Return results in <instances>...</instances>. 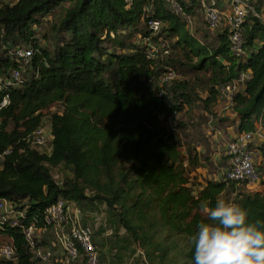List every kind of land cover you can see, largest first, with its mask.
<instances>
[{
	"label": "trees",
	"instance_id": "obj_1",
	"mask_svg": "<svg viewBox=\"0 0 264 264\" xmlns=\"http://www.w3.org/2000/svg\"><path fill=\"white\" fill-rule=\"evenodd\" d=\"M222 1L206 0L219 10ZM245 1L264 17V0ZM187 3L180 0L190 17L200 2ZM252 11L243 23L247 54L238 58L226 28L213 43L201 42L162 0H0V75L19 68L15 48L34 51L0 113V199L25 210L27 222L57 199L78 208L88 198L100 203L105 219L97 228L84 224L82 212L98 264H127L137 249L148 264H194L191 237L197 223L206 222L199 207L204 200L210 207L220 199L236 202L249 210L250 220H264V190L243 191L226 179L227 170L219 181L191 177L179 139L165 126L197 102L212 115L217 87L245 70L251 79L230 110L236 131L264 130V26ZM148 19L162 23L171 50L167 64L192 75V82L174 83L170 103L153 88L157 65L142 45ZM201 77L208 85L204 99L195 92ZM43 123L49 152L25 142ZM256 150L264 175V143ZM57 168L64 170L60 183L52 175ZM2 237L12 239L17 255L0 264H34L19 229H0Z\"/></svg>",
	"mask_w": 264,
	"mask_h": 264
},
{
	"label": "built area",
	"instance_id": "obj_2",
	"mask_svg": "<svg viewBox=\"0 0 264 264\" xmlns=\"http://www.w3.org/2000/svg\"><path fill=\"white\" fill-rule=\"evenodd\" d=\"M16 1V0H14ZM130 3V0H128ZM172 14L178 16L187 28L193 25L192 19L186 15L180 0H162ZM203 22L209 30H216L222 26L227 29V39L231 54L238 58L246 56L244 49L243 23L252 11L245 0H229V11L217 9L213 4L208 5L206 0H199ZM147 13L150 10H146ZM253 12V11H252ZM264 26V17L253 12ZM149 35L142 41L146 56L157 66L156 74L152 78L156 96L170 103L173 100V85L178 80L176 72L167 64L171 50L164 35L161 34L162 23L157 19H148L145 22ZM40 30L38 29L37 33ZM35 37H38L36 34ZM34 51L32 48H15L14 56L18 63L17 69L4 77L0 75V93L3 98L0 102V113L9 105L10 91L21 84L25 68L31 64ZM251 72L241 70L226 84L217 87L218 113H228L234 104V96L250 81ZM1 126V119H0ZM49 126L41 124L27 136L25 142L32 147L49 152ZM264 143V130L257 125L253 131L236 133L224 149L228 169L226 179L238 185L256 186L260 180V173L255 160L260 161L257 147ZM16 204L6 199H0V229H19L34 264H73L83 260V264H98V255L92 243V230L82 224V211L73 203L64 199H57L44 208L39 217L27 222L25 210H18ZM47 240L50 246L43 245ZM52 246V247H51ZM17 251L12 239L0 241V260L14 261ZM148 264L143 252L137 249L127 264Z\"/></svg>",
	"mask_w": 264,
	"mask_h": 264
},
{
	"label": "rangeland",
	"instance_id": "obj_3",
	"mask_svg": "<svg viewBox=\"0 0 264 264\" xmlns=\"http://www.w3.org/2000/svg\"><path fill=\"white\" fill-rule=\"evenodd\" d=\"M185 4H188V0H182ZM10 2V1H9ZM224 6L220 8L224 12L228 11L223 0ZM200 6L194 10V15H191L193 22L192 27L188 31L194 35L201 42H205L204 38H207L210 42H214L216 36L224 31L225 27L222 26L216 30H209L207 25L203 22V15L199 11ZM47 33V27L42 29V35ZM41 40V45L48 44V42ZM169 42V41H168ZM177 81L188 80L192 82V75L186 74L176 67ZM201 82L195 85V92L197 95L204 99L206 96V89L208 85L206 79L201 77ZM182 125V126H180ZM165 126L169 131L175 133L182 146V152L189 159L190 164L185 162L188 173L191 177L196 178L201 183L206 180H221L228 168L226 159L224 157V149L226 145L232 140L233 136L237 133L234 116L232 112L218 113L216 109L213 110V114L210 115L203 109L202 104L196 103L190 109L181 114L174 115L172 118H168L165 121ZM193 164V165H192ZM255 165H258V161L255 160ZM259 170V168H257ZM260 180L256 186L250 187L240 184L238 188L243 191L254 193L264 190V175L259 170ZM53 179L56 182H62L64 177V170L55 169L52 171ZM238 185V184H237ZM237 188V186H235ZM85 196H90V192L86 191ZM232 198V196H231ZM83 208L79 207L82 212H91V216L94 218L95 223H104L105 208L98 202L88 200L83 203ZM91 219V218H86ZM2 240H6V237H2ZM139 264V263H138Z\"/></svg>",
	"mask_w": 264,
	"mask_h": 264
},
{
	"label": "clouds",
	"instance_id": "obj_4",
	"mask_svg": "<svg viewBox=\"0 0 264 264\" xmlns=\"http://www.w3.org/2000/svg\"><path fill=\"white\" fill-rule=\"evenodd\" d=\"M199 207L206 222L191 237L194 264H264V220H250L248 209L223 199Z\"/></svg>",
	"mask_w": 264,
	"mask_h": 264
},
{
	"label": "crops",
	"instance_id": "obj_5",
	"mask_svg": "<svg viewBox=\"0 0 264 264\" xmlns=\"http://www.w3.org/2000/svg\"><path fill=\"white\" fill-rule=\"evenodd\" d=\"M226 6H227V8H228V11H229V3L228 4H225ZM224 6V3H222L221 2V4H219V7L221 8V7H223ZM199 7V6H198ZM196 9V8H195ZM223 11V10H222ZM227 11V12H228ZM215 181H219V180H215ZM89 213H91V212H89ZM88 212L86 213V212H84V224H87V225H89V226H91L92 227V225L95 227V228H97V226H98V222H96L95 223V220H94V218L91 216V214H89ZM91 218V219H86V218Z\"/></svg>",
	"mask_w": 264,
	"mask_h": 264
}]
</instances>
